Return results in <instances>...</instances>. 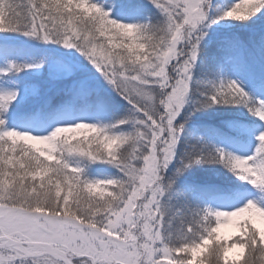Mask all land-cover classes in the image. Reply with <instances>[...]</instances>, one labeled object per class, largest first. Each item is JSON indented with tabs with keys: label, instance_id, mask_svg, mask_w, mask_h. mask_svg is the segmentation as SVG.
Returning a JSON list of instances; mask_svg holds the SVG:
<instances>
[{
	"label": "snow or ice",
	"instance_id": "1",
	"mask_svg": "<svg viewBox=\"0 0 264 264\" xmlns=\"http://www.w3.org/2000/svg\"><path fill=\"white\" fill-rule=\"evenodd\" d=\"M0 264H264V0H0Z\"/></svg>",
	"mask_w": 264,
	"mask_h": 264
},
{
	"label": "trees",
	"instance_id": "2",
	"mask_svg": "<svg viewBox=\"0 0 264 264\" xmlns=\"http://www.w3.org/2000/svg\"><path fill=\"white\" fill-rule=\"evenodd\" d=\"M209 111H215V110L213 109V110H209ZM205 118L206 117L204 116V114L198 113L197 115L194 116V119H191V122L197 126H200V121L205 119ZM190 142H192V141L190 140ZM199 167L200 166H198L197 169H194V170H189L188 174H186L187 178L184 180L190 182L194 177H199V176L204 175V173L199 170ZM203 167L204 168H210L211 166L206 167V165H205Z\"/></svg>",
	"mask_w": 264,
	"mask_h": 264
},
{
	"label": "rangeland",
	"instance_id": "3",
	"mask_svg": "<svg viewBox=\"0 0 264 264\" xmlns=\"http://www.w3.org/2000/svg\"><path fill=\"white\" fill-rule=\"evenodd\" d=\"M191 119H194V116L191 118ZM189 129H192V130H196V129H199L200 128V126H197V125H195V124H193L192 122H191V120H190V122H189ZM187 135V134H186ZM182 143H183V138H182ZM182 150V149H181ZM206 167H208V165H206ZM211 167H218V166H211ZM189 172V171H188ZM188 172H186L185 174H184V179H186L187 178V176H186V174H188ZM233 231H234V228H233V226L232 225H227L226 227H224V228H222L221 229V234L222 235H225V236H230L232 233H233Z\"/></svg>",
	"mask_w": 264,
	"mask_h": 264
}]
</instances>
